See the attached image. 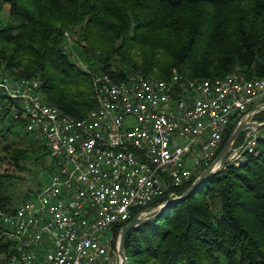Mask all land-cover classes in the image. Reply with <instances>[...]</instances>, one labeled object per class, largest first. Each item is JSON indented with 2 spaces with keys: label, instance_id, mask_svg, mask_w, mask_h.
<instances>
[{
  "label": "trees",
  "instance_id": "obj_1",
  "mask_svg": "<svg viewBox=\"0 0 264 264\" xmlns=\"http://www.w3.org/2000/svg\"><path fill=\"white\" fill-rule=\"evenodd\" d=\"M6 6L0 73L37 80L47 101L75 119L95 109L98 74L117 80H168L174 71L186 79L235 72L248 80L264 77V0H0V16ZM67 36L85 68L71 58ZM255 119L263 122L264 111ZM239 122L230 125L217 157ZM10 136L20 141L5 146L10 156L0 178L24 171L31 155L37 164L48 154L17 108L0 112V137ZM245 139L243 132L235 146ZM37 193L14 199L0 185V209L13 213ZM126 224L114 229L112 247ZM14 253L0 244V264H10ZM126 256L128 264H264V149L239 167L228 164L191 197L130 231Z\"/></svg>",
  "mask_w": 264,
  "mask_h": 264
},
{
  "label": "built area",
  "instance_id": "obj_2",
  "mask_svg": "<svg viewBox=\"0 0 264 264\" xmlns=\"http://www.w3.org/2000/svg\"><path fill=\"white\" fill-rule=\"evenodd\" d=\"M93 85L95 109L75 119L47 101L37 80L0 73V112L19 110L30 137L46 146L52 175L13 213L0 209V244L15 251L10 264H120L114 229L177 197L217 158L232 122L250 113L247 140L219 171L264 149V121L255 119L264 102L254 107L264 77L98 74Z\"/></svg>",
  "mask_w": 264,
  "mask_h": 264
},
{
  "label": "rangeland",
  "instance_id": "obj_3",
  "mask_svg": "<svg viewBox=\"0 0 264 264\" xmlns=\"http://www.w3.org/2000/svg\"><path fill=\"white\" fill-rule=\"evenodd\" d=\"M7 22L8 21V7L6 6L5 12L0 16V21ZM67 43L69 49L71 51V58L77 62L79 65L85 68L84 62L82 60V55L77 50H73L71 45L73 44L71 38L67 36ZM264 102V97L256 100L254 107L259 106ZM18 137L10 136L7 141H4L0 137V173H6L7 165L6 158L9 157V153L5 150V146L11 148L14 145V140L20 141ZM27 140V139H26ZM40 145V144H39ZM236 147V146H235ZM263 148L264 146L261 145ZM35 155H31L28 161L25 163V170L22 172L12 170L9 171L13 177L11 178H0V185L3 188V191L12 196L14 199L16 197L25 196L28 193H37L43 187H48L51 184L52 175L50 171L51 160L47 155L44 158H41L39 162L36 164ZM162 205V204H161ZM120 237V235H119ZM116 240L115 246H113V251L116 252L119 246V238ZM115 247V248H114ZM115 264H118V259L115 260Z\"/></svg>",
  "mask_w": 264,
  "mask_h": 264
},
{
  "label": "water",
  "instance_id": "obj_4",
  "mask_svg": "<svg viewBox=\"0 0 264 264\" xmlns=\"http://www.w3.org/2000/svg\"><path fill=\"white\" fill-rule=\"evenodd\" d=\"M249 118H250V113L240 120V122L238 123L237 127L235 128L234 132L232 133L231 137L229 138L228 142L226 143L225 147L220 152L218 157L214 160V162L210 166L205 168L198 175L194 183L183 194L171 200H168L164 204L153 208L149 212L146 213L140 212L131 220V222H129L128 224L122 227L119 237L120 238L119 246H118L120 264H128V259L126 256V239L128 233L145 223L157 219L167 208L185 201L187 198L195 194L198 191V189L201 188L204 184H206L215 174H217L219 172L220 166L228 161L227 158L228 155L230 154L235 144L239 140L241 134L247 128L248 126L247 122ZM256 127H260V125H257ZM246 140L247 139H245V141Z\"/></svg>",
  "mask_w": 264,
  "mask_h": 264
}]
</instances>
